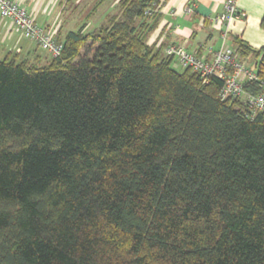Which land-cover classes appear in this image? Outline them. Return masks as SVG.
Listing matches in <instances>:
<instances>
[{
    "label": "trees",
    "instance_id": "trees-1",
    "mask_svg": "<svg viewBox=\"0 0 264 264\" xmlns=\"http://www.w3.org/2000/svg\"><path fill=\"white\" fill-rule=\"evenodd\" d=\"M158 3L0 61V264H264V113L146 44Z\"/></svg>",
    "mask_w": 264,
    "mask_h": 264
},
{
    "label": "crops",
    "instance_id": "crops-1",
    "mask_svg": "<svg viewBox=\"0 0 264 264\" xmlns=\"http://www.w3.org/2000/svg\"><path fill=\"white\" fill-rule=\"evenodd\" d=\"M24 7L34 22L60 40L79 28L83 33L98 29V24L118 12L119 0H13ZM224 0H159L157 23L147 35L146 44L161 49L179 45L198 57L210 60L222 46L223 27L215 20L223 12ZM244 14L228 26L225 45L234 46L233 38L245 42L254 50L264 46V30L260 26L264 14V0H236ZM187 8H192L187 13ZM82 21H86L82 26ZM100 25V24H99ZM225 28V27H224ZM0 43L7 49L5 55L17 62L42 67L49 61L47 53L24 39L6 20L0 19ZM4 57V58H5ZM251 64L254 58L246 59Z\"/></svg>",
    "mask_w": 264,
    "mask_h": 264
},
{
    "label": "built area",
    "instance_id": "built-area-1",
    "mask_svg": "<svg viewBox=\"0 0 264 264\" xmlns=\"http://www.w3.org/2000/svg\"><path fill=\"white\" fill-rule=\"evenodd\" d=\"M186 12L191 13L192 8H187ZM243 18L244 14L237 8L236 0H224L223 12L215 18L223 27L220 32L222 46L210 60L198 57L179 45H168L164 48V53L173 59L174 68L189 69L204 83L212 77L221 80L222 99L239 98L253 114L264 113V78L258 77L254 63L251 64L246 59L240 60L232 47L225 45L228 40L229 24ZM0 19L8 21L16 32L47 53L50 58L60 57L63 50L62 43L57 42L49 32L38 26L25 8L17 2L0 0ZM245 82L256 83L260 92L258 94L245 92L243 88Z\"/></svg>",
    "mask_w": 264,
    "mask_h": 264
},
{
    "label": "rangeland",
    "instance_id": "rangeland-1",
    "mask_svg": "<svg viewBox=\"0 0 264 264\" xmlns=\"http://www.w3.org/2000/svg\"><path fill=\"white\" fill-rule=\"evenodd\" d=\"M86 21H82V23L80 24V26H82V24H84ZM106 21L104 20V19H102L101 20V22L97 25L98 26V28L100 27V26H102V25H104V24H106L105 23ZM79 30V28H77V29H75V30H73V31H78ZM96 30V29H95ZM94 31V30H93ZM7 48L5 47V46H3L1 43H0V61L1 60H3L4 59V57H5V55L7 54V50H6ZM82 54L84 53V50H82V52H81ZM50 59V58H49ZM177 71H182V69L181 68H177L176 69Z\"/></svg>",
    "mask_w": 264,
    "mask_h": 264
}]
</instances>
